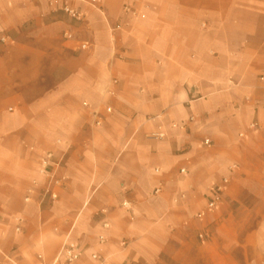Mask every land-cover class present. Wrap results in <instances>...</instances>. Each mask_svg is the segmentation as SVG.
Returning <instances> with one entry per match:
<instances>
[{"label": "crops", "instance_id": "0c3cea01", "mask_svg": "<svg viewBox=\"0 0 264 264\" xmlns=\"http://www.w3.org/2000/svg\"><path fill=\"white\" fill-rule=\"evenodd\" d=\"M97 1L0 0V264H264V0Z\"/></svg>", "mask_w": 264, "mask_h": 264}, {"label": "built area", "instance_id": "2783aa9c", "mask_svg": "<svg viewBox=\"0 0 264 264\" xmlns=\"http://www.w3.org/2000/svg\"><path fill=\"white\" fill-rule=\"evenodd\" d=\"M73 0H46L48 6L50 8H53L57 10L60 6L62 11L67 14L71 19L81 22L84 19L83 14L78 11L77 9L73 8L69 2ZM84 4H89L91 6H96L98 1L97 0H81ZM125 10L127 12L130 11L128 7H125ZM6 38H2L1 42L5 43ZM88 48V44H84L82 46V49L86 50ZM111 112V110H108ZM252 128H255V125L251 126ZM156 138H163V136L156 135ZM206 144L209 145L210 142L206 141ZM53 156L48 155L46 159L43 162L42 169L40 171L41 175L44 176L48 180V186L45 189V194L50 195L53 200H56L58 198L56 193L52 192V188H62L65 185L66 179L64 177H58L55 176V173L52 171L53 169H59L60 163L59 162H53ZM54 165V166H53ZM53 169H52V168ZM52 169V170H51ZM181 173H186V170H182ZM230 185L229 179H223L219 184H217L215 187H213L209 194L208 199L206 203L207 210L210 212H214L220 208V206L223 204L225 200V195L227 192V188ZM29 200V199H27ZM124 207H127L128 204L124 203ZM205 213H202L200 216H204ZM19 221V220H18ZM18 232H20V228L17 229ZM82 256L81 249L75 245V244H65L62 248V251L60 253L59 259H63L66 264H74L80 260ZM94 259H97V256H93Z\"/></svg>", "mask_w": 264, "mask_h": 264}]
</instances>
